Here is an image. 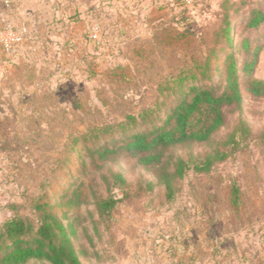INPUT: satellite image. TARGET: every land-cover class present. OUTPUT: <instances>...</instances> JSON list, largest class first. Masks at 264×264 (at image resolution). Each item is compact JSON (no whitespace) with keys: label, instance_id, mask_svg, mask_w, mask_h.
<instances>
[{"label":"rangeland","instance_id":"374dc122","mask_svg":"<svg viewBox=\"0 0 264 264\" xmlns=\"http://www.w3.org/2000/svg\"><path fill=\"white\" fill-rule=\"evenodd\" d=\"M253 9L264 0H0V16L30 27L28 44L0 55V226L36 225L46 202L82 264H264V98L245 90L264 81ZM229 55L242 100L207 141L168 149L158 166L121 149L163 125L190 86L223 87ZM207 121L205 107L190 118ZM218 149L227 155L209 171L192 169ZM177 158L191 169L168 199L158 175Z\"/></svg>","mask_w":264,"mask_h":264},{"label":"trees","instance_id":"16d2710c","mask_svg":"<svg viewBox=\"0 0 264 264\" xmlns=\"http://www.w3.org/2000/svg\"><path fill=\"white\" fill-rule=\"evenodd\" d=\"M264 12L253 9L249 13L248 26L256 28L261 24ZM229 26H225L227 34L225 39L230 41ZM245 56L241 65L242 72L248 71L251 62L248 61L249 41L243 37L240 42ZM226 67L225 84L221 88L212 86H190L175 105L170 109L164 119V124L150 130L132 133L125 141L123 147L129 155L138 156V161L145 166H158L163 162L164 153L175 146L189 143H201L208 140L210 135L224 125V108L239 106L242 100L241 88L233 57ZM245 90L250 96L264 98V81L247 79ZM205 107L208 123L194 129L190 118ZM134 118L126 115L123 120L114 124L104 125L97 132L110 133L114 128H124ZM96 136V135H94ZM113 149L104 147L100 156L112 152ZM227 153L220 149L208 153L199 161L191 164L195 171L207 172L215 161H221ZM188 160L177 158L169 170H164L158 175V181L163 185L165 195L170 199L175 191V181L182 179L191 169ZM119 177V175H115ZM107 180V179H106ZM115 199L108 198L98 202V206L112 207ZM48 204L34 205L38 214L36 225L27 217L16 215L0 226V264H24L30 259H44L50 264H82L71 244L65 227L59 218L46 210Z\"/></svg>","mask_w":264,"mask_h":264},{"label":"built area","instance_id":"2783aa9c","mask_svg":"<svg viewBox=\"0 0 264 264\" xmlns=\"http://www.w3.org/2000/svg\"><path fill=\"white\" fill-rule=\"evenodd\" d=\"M26 33L25 24L0 16V55H13Z\"/></svg>","mask_w":264,"mask_h":264},{"label":"crops","instance_id":"0c3cea01","mask_svg":"<svg viewBox=\"0 0 264 264\" xmlns=\"http://www.w3.org/2000/svg\"><path fill=\"white\" fill-rule=\"evenodd\" d=\"M23 24H24V23H23ZM25 28H26L25 36H27V34H28V30H30V27H28V26L26 27V26H25ZM30 35H31V34H30ZM30 35H29V36H30ZM25 36H24V37H25ZM29 36H28L27 38H29ZM23 41H25V40L23 39L22 42H21V44L23 43ZM28 41H30V39H27V40L25 41L24 44H28ZM24 44H23V45H24ZM23 45H22V46H23ZM15 54H17V52H16ZM15 54H14V55H15Z\"/></svg>","mask_w":264,"mask_h":264}]
</instances>
